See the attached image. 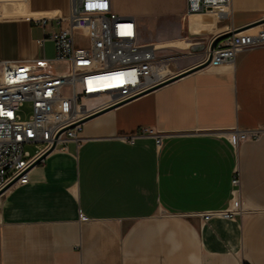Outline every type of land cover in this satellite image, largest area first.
Instances as JSON below:
<instances>
[{
	"label": "crops",
	"instance_id": "obj_1",
	"mask_svg": "<svg viewBox=\"0 0 264 264\" xmlns=\"http://www.w3.org/2000/svg\"><path fill=\"white\" fill-rule=\"evenodd\" d=\"M112 7L181 71L203 61L215 35L264 20V0H232L223 18L185 17L186 0ZM70 10L71 0H0V59H53L54 44L38 39ZM42 18L55 26L39 27ZM141 127L163 133L162 144L122 141ZM234 130L257 134L234 146ZM79 137L2 197L0 264H264V46L97 115ZM236 172L237 216H193L230 208Z\"/></svg>",
	"mask_w": 264,
	"mask_h": 264
},
{
	"label": "built area",
	"instance_id": "obj_2",
	"mask_svg": "<svg viewBox=\"0 0 264 264\" xmlns=\"http://www.w3.org/2000/svg\"><path fill=\"white\" fill-rule=\"evenodd\" d=\"M186 2L185 17L212 14L223 18L231 14L232 0ZM112 10V0H71L68 19L55 24L60 29L38 39L41 47L48 41L54 44L53 59H0V193L16 178L12 187L28 183L31 166L54 145L56 150L68 140L80 144L79 133L92 115L136 101L183 72L176 67L174 55L160 56L161 49L154 43L141 42L135 18ZM35 23L43 28L55 26L47 18ZM224 33L215 35L209 46ZM209 46L201 63L211 53L210 65L229 64L238 52L264 46V29L255 26L234 32L219 41L212 52ZM26 103H30L32 113L24 120L20 111ZM256 134L234 130L228 137L237 146ZM140 136L155 137L158 146L164 138L154 128L141 127L121 139L133 144ZM27 145L35 146L34 154L26 150ZM238 174L232 179L230 208L193 216L204 221L215 216L235 218L240 206ZM7 191L0 194V203Z\"/></svg>",
	"mask_w": 264,
	"mask_h": 264
},
{
	"label": "water",
	"instance_id": "obj_3",
	"mask_svg": "<svg viewBox=\"0 0 264 264\" xmlns=\"http://www.w3.org/2000/svg\"><path fill=\"white\" fill-rule=\"evenodd\" d=\"M263 22H264V20L258 21V22H256V23H253L252 25H249L248 27H245L244 29L258 26V25L262 24ZM244 29H238L237 31L244 30ZM237 31H228V32H225L224 34H222V35L216 37V38L213 40V42L211 43V45L209 46V47H210V52H212V51L214 50L215 45H216L219 41L224 40V39L230 37L234 32H237ZM211 59H212V54L210 53L209 56H208V58L206 59L205 62L200 63V64H198V65H196V66H193V67L187 69V71H186V70L183 71V72L180 73L178 76H176V77H174V78L168 80L167 82L161 84L160 86L156 87V89H159V88L162 87V86H165V85H167V84H169V83H171V82H173V81H175V80H178L179 78H181V77H183V76H185V75H187V74H190V73L195 72V71H198V70L200 71L201 69H203V68H205V67H207V66L210 65V63H211ZM156 89H154V90H156ZM117 107H118V106H117ZM117 107H113V108H111V109L105 110V111H103V112H101V113H98V114H96V115H92V117L88 118L87 120H89V119H91V118H94V117H96L97 115H100V114H103V113H105V112L111 111V110H113V109H115V108H117ZM87 120H85L84 123H85ZM55 147H56V145H54V146H53V147H52L47 153H45L44 155L40 156L39 159H38V160H37V161L31 166L30 169H32L33 167H35V166H37L38 164H40V163H41V162H42V161H43V160H44V159H45L50 153L53 152V150L55 149ZM17 179H18V178L14 179V180L11 181L9 184H7L6 187L1 191V193H3V192H5V191H7L8 189H10V188L13 186V184L17 181ZM1 193H0V194H1Z\"/></svg>",
	"mask_w": 264,
	"mask_h": 264
},
{
	"label": "rangeland",
	"instance_id": "obj_4",
	"mask_svg": "<svg viewBox=\"0 0 264 264\" xmlns=\"http://www.w3.org/2000/svg\"><path fill=\"white\" fill-rule=\"evenodd\" d=\"M24 107L21 109L20 114L22 116V119L26 120L31 115V106L30 103H26L23 105ZM35 146L34 145H27L26 150L29 151L31 154H34L35 152Z\"/></svg>",
	"mask_w": 264,
	"mask_h": 264
}]
</instances>
